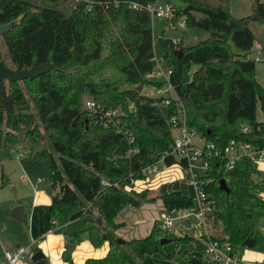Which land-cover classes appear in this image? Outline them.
I'll return each mask as SVG.
<instances>
[{"label": "trees", "instance_id": "1", "mask_svg": "<svg viewBox=\"0 0 264 264\" xmlns=\"http://www.w3.org/2000/svg\"><path fill=\"white\" fill-rule=\"evenodd\" d=\"M44 1L54 5L0 0V26L13 23L0 37L13 68H30L35 62L55 65L33 80H5L15 112H7L0 97L2 185L9 182L3 169L5 154L23 138L28 142L48 140L53 150H39L35 157L50 162L54 189L51 229L65 226L83 209H88L86 215L96 210L98 217L87 216L84 226L65 232V238L75 245L89 241L95 248L110 243L105 256L90 257L84 264H143L144 257L154 253L174 258L178 264H215L202 257L210 241L207 235L187 232L177 236L164 221L156 220L145 237L117 241L116 230L123 224L115 218L125 206L140 207L162 199L168 213L196 207L195 198L180 191L126 189L132 172L141 178V167L159 161L174 143L172 117L178 113L177 102L156 104L160 99L137 89L139 84L161 85L150 77L156 64L152 16L125 4L96 5L88 11L83 2H75L66 13L62 7L67 0ZM165 1L174 7V22L185 18L186 26L209 32V37L196 45H179L182 53L175 52L171 40L162 42L163 58L172 69L171 82L186 108L188 126L222 150L221 155L207 157L209 172L203 184L212 202L213 222L222 225L223 237H210L228 238L233 250L243 254L247 239L253 238L255 245L261 241L255 213L264 209L263 172L246 158L228 166L225 149L231 139L264 146V130L258 129V113L264 112V87L256 78L257 62L251 56L257 40L251 25L255 21L264 24V1L256 0L253 13L240 18L231 13L230 0ZM0 61L7 65L1 53ZM85 93L98 105L96 111L83 107ZM107 110L118 111L114 117L117 128L103 124ZM245 124L253 127L251 133L242 131ZM131 135L135 141L130 146L138 147L139 153L132 154L129 168L123 169L116 163L115 151ZM165 160L169 166L177 163L170 156ZM138 161L141 165L135 169ZM223 179L229 192L220 188ZM103 180L109 184L104 185ZM162 239L185 245L187 252L164 253ZM63 259L74 264L67 250Z\"/></svg>", "mask_w": 264, "mask_h": 264}, {"label": "rangeland", "instance_id": "2", "mask_svg": "<svg viewBox=\"0 0 264 264\" xmlns=\"http://www.w3.org/2000/svg\"><path fill=\"white\" fill-rule=\"evenodd\" d=\"M34 1L40 5H54L53 3L44 0ZM75 2V0H67L62 7V10L66 13L71 12L75 6ZM255 3L256 0H230L231 13L235 17H242L252 14ZM61 5H63V3ZM182 19L183 18H180L178 21L172 22L166 17H152L154 52L157 59L163 58L164 49L162 42L166 40L176 41L181 39V45L184 47H191L201 41L206 40L209 37V32L206 30L180 25V21ZM251 27L257 36V41L264 44V24L255 21L252 22ZM179 49L180 48L177 47V50ZM0 53L5 59L7 65L13 67V64L11 63L8 56L7 47L4 44L2 38H0ZM256 78L264 87V63L258 62L256 64ZM140 85H143V88L140 92L145 95L150 96L155 91L153 87L154 85L150 83H146L145 85L139 84L137 89ZM126 87L132 88L135 86L128 85ZM25 93L28 98L27 90ZM91 99V96L88 93H85L83 100V107L85 109L87 107L86 102ZM129 143L130 142L128 139H124L115 151L116 163L123 169H128L129 167L131 158V147ZM16 149L19 153L28 152V155L25 157H19L17 154L10 152L3 156V169L6 175L9 177V182L7 185H2L0 180V264L8 263L5 257V249L9 251H17V249L20 247L29 249L30 253L27 254L26 257L22 258L17 264H64L65 261L63 259V253H60V251H58L57 256H55L53 252L48 251L47 254L43 253L45 255L44 257L35 260L33 257L38 251V249H36L38 248V244H30V215L32 209L37 205L47 206L48 203L50 204L54 194L49 159L35 157V153L42 149L53 150V146L48 140L43 142L30 140L28 142L25 138H23L20 144L16 146ZM168 171L170 172L171 176L167 180H160L158 178L159 174H154L145 179H139L134 187L128 186L129 188L126 187V189L131 190L133 188L141 191L148 188L153 191L158 187L157 182H159V193L180 191L192 198L197 196L196 188L185 180L186 178L184 177L183 168L180 164L175 163L169 166ZM261 180H264V173L261 177ZM261 196L264 198V191L261 193ZM17 206H24L25 208V213H23L21 220L12 217L11 212ZM41 211L43 212V210ZM141 213L142 216H139L138 213L136 214L140 221H133L134 224L131 226L127 225L128 230H132L133 228L137 227V229L141 231V234H144L145 231H149L148 223L151 220V218L148 217L149 213L151 216L153 215V218L157 217L156 219L159 221H164V216L168 214L165 206L160 204L159 200L152 202V204L147 206L144 211L142 210ZM41 214L42 223L40 226L43 228V225L46 223V226L51 228V215L47 214L46 217H43L44 214ZM93 215L94 217H98L96 210H94L93 214H88V217H92ZM174 216L177 218L174 221V226L171 228L172 233L177 236H183L187 232H191L198 237L202 235L200 230H194V223L198 220V218L194 215L191 209H181L177 211ZM133 218L134 216H131V219ZM156 219L154 220L156 221ZM84 221L85 220L82 217L70 220L68 224L58 229L57 233L65 234V232L78 230L84 226ZM212 226L214 227L213 233L215 232V235H223L221 230L222 225L220 223L217 225L213 223ZM255 228L261 241L254 247L245 248L243 252V260L247 264H255L257 262L264 264V209L255 213ZM43 239L44 238H42L41 241ZM48 239L49 238H47V240ZM47 240L45 239L44 241H46L48 245L49 242ZM41 250L42 249H40V251ZM83 252L84 249L81 245L75 252L70 254L74 264L79 263V259L84 256ZM171 252H176L177 255H181L187 252V247L183 244L178 246L176 242L166 243L164 245V253L167 254ZM143 264L178 263L174 258H167L165 254L154 253L146 255L144 257Z\"/></svg>", "mask_w": 264, "mask_h": 264}, {"label": "built area", "instance_id": "3", "mask_svg": "<svg viewBox=\"0 0 264 264\" xmlns=\"http://www.w3.org/2000/svg\"><path fill=\"white\" fill-rule=\"evenodd\" d=\"M75 1L76 3H85L86 10L88 11L92 10L96 5L108 8L112 5L118 7L121 4H125L131 9L146 10L152 17H166L174 22V7L165 0H155L149 3H141L132 0H125L123 3L118 0L113 2L95 0ZM186 23L185 18L180 21V25L182 26H186ZM172 42L177 47L182 44L181 39ZM252 58L257 63H264V52H257L255 55H252ZM154 60L156 64L154 70L150 73V77L153 81L159 82L162 85H154L155 91L150 96L155 99H160L156 104L170 105L173 101L177 102L178 113L172 117L173 130H177V134L174 135V143L171 149L163 154L159 161L141 167V178L136 177L134 175L135 172L129 175V181L126 187H134L139 179H145V177L147 178L151 175L159 174L162 170L168 168L169 165L165 160L167 156L172 157L180 165L184 163L185 166L181 165V167L185 173V178L197 190V196L195 197L196 207L192 209V212L198 218L194 224V230H200L202 235H207L210 238L206 249L202 253V257L215 264H243V254L240 251L233 250V247L228 242V238L224 237L222 238L224 241H222L218 238L212 239L210 237L214 235V227L212 226L214 222L211 215L213 206L211 200H209L208 194L203 189V184L206 182L204 177L209 172L207 157L221 155L222 150L219 149L215 143L209 142L203 138L197 129L188 126L186 108L171 82L172 69L166 66L164 58L157 59L154 57ZM86 106V109L91 111H96L99 108L92 99L86 102ZM117 114V110H107L102 116L103 124L113 125L117 128V124L114 122V117L117 116ZM258 121L260 122L258 129L264 130V119ZM242 131L247 134L251 133L253 127L249 124H245L242 127ZM128 140L129 142H134L135 137L131 135ZM11 152L17 154L19 157L28 155V152L19 153L16 148L11 149ZM136 153H139V148L131 147V155ZM225 158L227 159L228 166H233L241 159L246 158L257 164L258 168L261 170L264 165V146L231 139L228 147L225 149ZM207 181H210V179ZM103 184L108 185L109 181L103 180ZM116 184H118L117 181ZM176 213L177 211H173L164 216L165 227H168L170 230L174 226V221L177 218L174 216ZM220 237H223V235ZM29 252L30 250L24 247L18 248L17 251L6 250L5 257L8 262L7 264H17L22 258L26 257Z\"/></svg>", "mask_w": 264, "mask_h": 264}, {"label": "crops", "instance_id": "4", "mask_svg": "<svg viewBox=\"0 0 264 264\" xmlns=\"http://www.w3.org/2000/svg\"><path fill=\"white\" fill-rule=\"evenodd\" d=\"M242 17H244V16H242ZM237 18H240V17H237ZM257 52H264V44L261 43V42H258L256 40L254 48H253V53L255 54ZM262 119H264V112L260 110L259 113H258V120H262ZM173 134L176 135L177 134V130H173ZM130 162H131V158H130ZM130 162H129V166H130ZM168 168L162 170L159 173L158 178L160 180L162 179L164 181V180H167L168 178H170L171 174L168 171ZM261 171L264 173V165L262 166ZM184 177H185V173H184ZM158 178H156V179H158ZM159 185H160L159 182H157V186L158 187H160ZM158 187L155 188L153 191H159ZM158 200H159L160 204L164 205L162 199H158ZM150 204H152V202L151 203H145V204H143L140 207H134V206H125V207H123L119 211V213L117 214V216L115 218V221L117 223H122L123 224V226L121 228L116 230V234L119 237H121V238H123L125 240H130V239H133V238H142V237L147 236L152 230V227L154 225L153 221H155L154 219L157 218V217L153 218V215L151 216L150 213L148 214V217L151 218V220L148 223V228H149L148 232L145 231L144 234H141V231H139V229H137V227L133 228L132 230H128L127 225L131 226L132 224H134L133 221L134 222H139L140 219H139V217H137L136 214L138 213L139 216H142L141 211L142 210L144 211L145 208L147 206H149ZM50 205H51V203L50 204L48 203L47 206L37 205V206L33 207L31 215H30V223H31V227H30V235H31L30 244H38V246H37L38 248H36V249H38V251H40V249H42L41 251L43 253L47 254L48 251H49V252H53L55 254V256H57L58 255L57 254L58 251H60V253L61 252L63 253L65 250H67L65 248V244L67 243V240H66V238L64 236V233H57L58 229L57 230H52L51 228L46 226V223L43 225V228L40 226L41 223H42L41 222L42 221V214L41 213L44 214L43 217H46L47 214H50V212H49ZM41 210H43V212ZM86 211H87V209L81 210V211L75 213L71 217L70 220H73L75 218L77 219L79 217H82L85 220V218L88 216V215H86ZM23 213H25V208H24V212ZM131 216H134V218L131 219ZM22 217H23V214H22ZM50 219H51V216H50ZM221 230H222V227H221ZM42 238H44V239L41 241ZM47 238H49V239L47 240ZM45 239L49 242L48 245H47L46 241H44ZM81 245H82V247L84 249V252H83L84 256H82V258L79 259V263L78 264H84L85 260L90 258V257H103V256H105L107 254V252L109 251V247H110V243L109 242H106L104 244V246L101 247V248H95L89 241H84L81 244L75 245V248H74L73 252H75ZM6 250L7 249H5V251ZM64 264H66V262H64ZM243 264H247V263L244 261ZM255 264H261V263L257 262Z\"/></svg>", "mask_w": 264, "mask_h": 264}, {"label": "water", "instance_id": "5", "mask_svg": "<svg viewBox=\"0 0 264 264\" xmlns=\"http://www.w3.org/2000/svg\"><path fill=\"white\" fill-rule=\"evenodd\" d=\"M13 23L8 24V25H1L0 26V37L6 33L11 27H12ZM176 53L183 52V49L180 48L179 50L175 51ZM55 68V65L51 62H46V63H42L39 64L38 62H35L33 66H31L30 68H13L10 67L8 65L5 64L4 61H0V97L3 103V106L5 108V110L9 113H14L15 112V107L13 105V103L10 100L9 94L7 92L6 89V85H5V80H8L9 82H20V81H24V80H33L36 77L45 74L47 72H49L51 69ZM143 88V85H140L138 87V91H141ZM141 165V162H136L135 163V169H138L139 166ZM220 188L226 190L227 192L230 191L226 180H221L220 181ZM24 212V206H17L12 210V217L21 220L22 219V214ZM118 242L123 243L126 240L119 237L117 239ZM171 239H162L161 242L162 243H168L171 242ZM246 246L247 247H254L255 245V240L253 238H249L246 240ZM75 248V244L67 242L66 243V249L69 252V254H72L73 250ZM45 255L43 254L42 251H38L35 255H34V259H40L42 257H44Z\"/></svg>", "mask_w": 264, "mask_h": 264}]
</instances>
